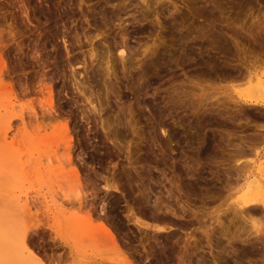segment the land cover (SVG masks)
Instances as JSON below:
<instances>
[{
	"label": "rangeland",
	"instance_id": "374dc122",
	"mask_svg": "<svg viewBox=\"0 0 264 264\" xmlns=\"http://www.w3.org/2000/svg\"><path fill=\"white\" fill-rule=\"evenodd\" d=\"M233 65L264 76V0H0V264H264L226 186L244 156L220 140L264 133Z\"/></svg>",
	"mask_w": 264,
	"mask_h": 264
},
{
	"label": "bare ground",
	"instance_id": "6f19581e",
	"mask_svg": "<svg viewBox=\"0 0 264 264\" xmlns=\"http://www.w3.org/2000/svg\"><path fill=\"white\" fill-rule=\"evenodd\" d=\"M232 1V0H231ZM235 1V0H234ZM214 9V8H213ZM206 10V9H205ZM207 10H209V9H207ZM206 10V11H207ZM213 12V11H212ZM209 13V11L208 12H204L203 14H202V16H207L206 14H208ZM200 15H201V13H200ZM208 17V16H207ZM206 17V18H207ZM211 18V17H210ZM212 18H214V17H212ZM194 19V18H193ZM203 19V18H202ZM201 20V19H200ZM204 20V19H203ZM208 20L206 19V22H207ZM203 22H205V20L203 21ZM202 22V23H203ZM210 22H211V20H210ZM214 21H212L210 24H211V26L210 27H215L216 25H215V22L213 23ZM208 24H209V21L207 22ZM207 23H203V24H201V25H199V28H197L198 30L200 29L201 30V32L200 33H203L204 32V28H206V24ZM228 23H231V22H228ZM253 23V22H252ZM197 25H198V23H197ZM215 25V26H214ZM244 25V24H243ZM243 25H237V26H230L229 25V28L230 29H232L234 32H236V33H238V32H240L241 30H242V33H244V32H246L247 33V31L248 30H251V27L253 26H251L248 30H247V28H245ZM257 25H259V26H263V24H261L260 25V22H259V24H258V21H257ZM192 26H194V25H192ZM191 26V27H192ZM228 26V25H227ZM261 26V27H262ZM208 27L209 26H207V29H208ZM261 27H259L260 29H258L259 31H261L262 32V29L263 28H261ZM193 28V27H192ZM195 28V27H194ZM245 28V29H244ZM254 28V27H253ZM255 28H258V27H255ZM199 30V31H200ZM212 30V29H211ZM216 30V29H215ZM218 30V29H217ZM243 30H246V31H243ZM257 30V31H258ZM194 31H197V30H195L194 29ZM198 31V32H199ZM203 31V32H202ZM219 31V30H218ZM206 32V31H205ZM228 33V32H227ZM241 33V32H240ZM246 33H245V35H243V36H245V38H246ZM249 34H250V36L252 37V33H250V32H248ZM256 33V32H255ZM259 33V32H258ZM226 34V33H225ZM235 35V34H234ZM237 35V34H236ZM240 35V34H239ZM187 36V35H186ZM219 36H220V33H219ZM223 36V35H222ZM230 37H231V35H229ZM249 36V35H248ZM262 36V35H261ZM221 37V36H220ZM220 37H218V39H217V41H220ZM181 38V37H180ZM225 37L223 36V38L222 39H224ZM258 38H260V37H258ZM263 38V37H262ZM227 39V38H226ZM226 39H225V41H226ZM236 39H238V38H236ZM253 39V38H252ZM214 40V39H213ZM234 40H235V38H234ZM185 41V40H184ZM183 41V42H184ZM222 41V40H221ZM233 41V40H232ZM240 41V40H239ZM261 41V40H260ZM236 42V41H235ZM238 43V42H237ZM240 43V42H239ZM214 44V43H213ZM125 49L124 48H121V49H119V53H120V56L122 57V58H124L125 56ZM184 53H187V51L185 52V50L183 51ZM182 52V53H183ZM188 54V53H187ZM190 54V53H189ZM93 55H94V52L92 51L91 53H90V57L92 56L93 57ZM262 55V54H261ZM128 57V56H127ZM121 58V59H122ZM184 58V57H183ZM94 59V58H93ZM128 59V58H127ZM259 59V58H258ZM194 60V59H193ZM213 60V59H212ZM167 61H168V59H167ZM215 61V60H214ZM213 61V62H214ZM225 61V60H224ZM80 62V61H79ZM78 62V63H79ZM169 62V61H168ZM223 62V61H222ZM83 63H84V61H83ZM221 63V62H220ZM256 63V62H255ZM254 63V64H255ZM85 64V63H84ZM169 64H170V62H169ZM217 64V63H216ZM223 64V63H222ZM238 64V63H237ZM224 65H226V64H224ZM231 65V64H230ZM257 65V64H256ZM70 66H72V64H70ZM85 66V65H84ZM215 65H212V67H214ZM221 66V65H220ZM234 66V65H233ZM238 66V65H237ZM261 66V65H260ZM73 67V66H72ZM71 67V68H72ZM211 67V66H210ZM230 67V66H229ZM229 67L228 68H226V70H227V72H229L230 74H231V77L233 76V77H240L242 74V76H245V79H244V81H246L245 82V88L244 89H242L241 91H239L238 92V94L236 95L237 96V104L240 102V103H242V104H244V105H248V107H249V105L252 107V106H262V107H264V76L262 75H257L254 71H252V69H248L247 70V68L245 69V70H247V72L246 73H243L244 71H242V69H243V67H241V68H237V67H235V68H231L230 67V69H229ZM254 67V66H253ZM218 68V67H217ZM222 68V67H221ZM245 68V67H244ZM249 68V67H248ZM215 69V68H214ZM213 69V70H214ZM217 70V69H216ZM215 70V71H216ZM223 70V69H222ZM214 71V72H215ZM218 71L219 70H217V73H218ZM211 72H212V69H211ZM226 72V71H225ZM224 72V74H226ZM80 73V72H79ZM213 73V72H212ZM216 73V72H215ZM228 73V74H229ZM76 74H77V71L76 70H74L73 71V76H75L74 78L76 79V81H77V78L78 77H76ZM81 74V73H80ZM79 74V75H80ZM217 75V74H216ZM221 76V75H220ZM230 76V75H229ZM241 76V77H242ZM242 79V80H243ZM83 82V81H82ZM243 83V84H242ZM241 83V85H244V82H242ZM80 84V83H79ZM77 85L76 84V88L77 89H79L80 90V92H82L83 90H82V88H84V87H82L81 86V84L80 85ZM83 84V86H84V84L85 83H82ZM236 84H237V82H236ZM240 84V83H239ZM80 86L82 87V88H80ZM86 87V86H85ZM48 88V87H47ZM49 88H51V87H49ZM48 92V91H47ZM51 92V91H50ZM49 92V93H50ZM83 93H85V92H83ZM49 96H51V95H49ZM225 96H228V95H225ZM229 96H231V95H229ZM51 97H53V95L51 96ZM50 97V98H51ZM85 97H86V102H87V104L88 105H90V107H88V105H86V108H88V109H90V112L91 113H95L96 115L95 116H97V118H99V120H101V121H103V119H102V117L103 116H101L100 114V111H102V110H99L98 108H97V106H96V104H95V101L94 100H92V99H90V97H88L86 94H85ZM46 98V97H45ZM47 98H49V97H47ZM46 98V99H47ZM228 98H233V96L232 97H228ZM236 98V97H235ZM235 98H233V99H235ZM236 100L234 101H232V102H236ZM46 101H48V103H46V105H48L46 108H50L51 110H53V105H52V100L51 99H47ZM240 103H239V106H240ZM236 104V105H237ZM45 105V106H46ZM242 106V105H241ZM244 107V106H243ZM246 108H247V106H245ZM244 107V108H245ZM49 109V110H50ZM247 109H249V108H247ZM257 109V108H256ZM246 110V109H245ZM248 111V110H247ZM255 111V110H254ZM88 113V112H87ZM90 113V114H91ZM214 113V112H213ZM261 113V112H260ZM34 114V113H33ZM249 114V113H248ZM254 114V113H253ZM34 115H36L37 116V113H35ZM223 115V114H222ZM92 116V115H91ZM99 116V117H98ZM161 116V115H160ZM209 116V115H208ZM213 117H214V115H212ZM243 116V115H242ZM232 117V116H231ZM235 117V116H234ZM237 117V116H236ZM249 117H250V115H249ZM194 119V118H193ZM208 119V118H207ZM228 119V118H227ZM218 120V119H217ZM241 120H242V118H241ZM248 120V119H247ZM210 122L211 121H213V120H209ZM216 121V120H215ZM214 121V122H215ZM250 121V120H249ZM199 122V121H198ZM197 122V123H198ZM202 122V121H201ZM206 122H208V121H206ZM217 122V121H216ZM237 122V121H236ZM103 123V122H102ZM200 123V122H199ZM227 123V122H226ZM225 123V124H226ZM243 123V122H242ZM241 122L239 123L238 122V124H242ZM223 124V123H222ZM236 124V123H235ZM104 125V124H103ZM199 125V124H198ZM210 125H211V123H210ZM214 125V124H213ZM224 126V125H223ZM249 126V125H248ZM260 126V125H259ZM213 127V126H212ZM215 127V126H214ZM213 127V128H214ZM241 127H243V126H241ZM253 127V126H252ZM64 128V127H63ZM206 128V127H205ZM219 128V127H218ZM245 128V127H244ZM65 129H66V125H65ZM198 129V128H197ZM67 130V129H66ZM105 130V136L107 137V138H111V137H113L114 139L117 137V133H114L112 130L110 131V130H107L106 131V129H104ZM162 130V134L165 136V138H168L169 140L171 139V136L172 135H170V132H168V129L167 128H162L161 129ZM216 130H217V128H216ZM221 130V129H220ZM244 130V129H243ZM218 131H219V129H218ZM222 131V130H221ZM254 131V130H253ZM259 131V132H258ZM196 132V131H195ZM225 132V131H224ZM223 132V133H224ZM245 132V131H244ZM257 133H255L254 134V132H253V134L254 135H256L257 136V139L258 138H263V141H264V133H262L259 129L256 131ZM264 132V131H263ZM204 133V132H203ZM219 133V132H218ZM217 133V134H218ZM223 133H221L220 134V136H223L224 134H226V133H229V132H225L224 134ZM251 133V132H250ZM211 134H213V133H211ZM252 134V133H251ZM176 135V134H175ZM199 135V134H198ZM214 135V134H213ZM227 135H230V133L229 134H227ZM233 135H235L234 133H233ZM237 135H239V134H236L235 136L237 137ZM241 135L242 134H240V137H241ZM246 135H248L249 137H250V139L251 138H253V137H251L252 135H250V134H246ZM245 134H244V136H246ZM6 136V135H5ZM4 136V137H5ZM206 136H208V135H205V137ZM211 136V135H210ZM214 136H217V135H214ZM213 136V137H214ZM219 136V139L220 138H223V137H220ZM226 136V135H225ZM232 136V135H231ZM225 137L224 139H226V138H229L233 143H231L229 140H220V142L221 141H224V143H225V141L226 142H228V144H233V145H235L236 144V147L235 146H231V144L230 145H228V144H226V145H228V146H225V147H228V149L230 148V149H232V148H235V154L236 155H239V157L238 158H240V156L242 157V156H244V157H246V155L247 154H249V153H247V150L248 149H250L249 150V152H253L252 150H256L255 149V147L257 146H254L256 143L258 144V143H261V142H259V139L258 140H256V136H254L255 137V139L254 140H256V143L254 144V143H252V142H249V144L247 145L246 144V142H243L244 144H242V142H240V139H242V138H240L238 141H239V143L237 142V140H236V142H235V139H234V137L235 136H232V137ZM247 136V137H248ZM64 137V136H63ZM66 137H68L67 135H66ZM203 137H204V135H202V139H203ZM205 137H204V139H205ZM208 138L210 139L211 137H209L208 136ZM234 139V141L232 140V139ZM238 138H239V136H238ZM237 138V139H238ZM246 138V137H245ZM5 139V138H4ZM6 139H7V137H6ZM60 139H62V138H60ZM70 139V138H69ZM113 139V140H114ZM213 139V141H214V138H212ZM249 139V138H248ZM64 140V142L66 141L67 142V144L68 145H70L69 144V140L67 139H63ZM117 140V139H116ZM164 140H166V139H164ZM201 140V139H200ZM5 141V140H4ZM201 141H203V140H201ZM242 141V140H241ZM244 141V140H243ZM258 141V142H257ZM260 141H262V140H260ZM63 142V143H64ZM66 142H65V144H66ZM157 142V141H156ZM169 142V141H168ZM62 143V144H63ZM216 143V142H215ZM223 145H225L223 142H221ZM250 143H252L253 144V146L251 145L250 146ZM217 144L218 143H216V146H217ZM221 144V145H222ZM212 145H213V143H212ZM221 145H219V146H221ZM222 145V146H223ZM260 144H258V146H259ZM213 146H215V145H213ZM229 146H231V147H229ZM248 146H250V147H248ZM254 147V148H253ZM263 147V146H262ZM202 149V148H201ZM205 149H207V148H205ZM205 149L203 148L202 150H204L205 151ZM213 149V148H212ZM237 149V150H236ZM257 149H259V148H257ZM201 150V151H202ZM221 150V149H220ZM223 150V149H222ZM207 151V150H206ZM213 151V150H212ZM237 151V152H236ZM230 151H228V153H229ZM232 152V151H231ZM65 153H67V152H65ZM223 153V152H222ZM254 153V155H255V151L253 152ZM68 154V153H67ZM71 154V153H70ZM224 154V153H223ZM231 154H233V153H231ZM257 155L259 154L258 153V150H257V153H256ZM249 156V155H248ZM256 156V155H255ZM258 156H260V155H258ZM71 157V156H70ZM244 157H242V158H244ZM257 157V156H256ZM241 158V159H242ZM241 159H237L238 160V162H240V164H242V168H240L239 166H237L238 167V169H234V171H237V170H239V168H240V172H239V176H238V178L235 180L234 179V182L232 181H230V182H228V180H227V182H228V184H227V182H226V186H228L229 187V189H228V187H226L228 190L227 191H229V194L230 195H232V196H230V199H233L232 197H235V201L236 202H234V204L236 205H234V204H232V205H234L235 207H233L234 208V213L232 212L233 211V208H232V206L230 205V204H228V205H230L231 206V209L230 210H232V211H230V213H231V215H232V213L235 215V218L236 217H238V216H236V213H237V215H240L238 212H236L238 209H239V212H241V213H243V212H247V213H249V214H254L255 216L256 215H262L263 214V216H264V160H263V162L262 163H260V165L259 166H257V167H255L256 169H253V165L251 164L252 163V160H251V162H249L247 159H243V160H241ZM67 160V159H66ZM69 160H70V158H69ZM254 161V160H253ZM67 162V161H66ZM237 162V161H236ZM249 162V163H248ZM69 163V162H68ZM226 164V163H225ZM229 164V163H228ZM239 163H238V165H240ZM258 164V163H257ZM256 165V164H255ZM230 166H228V168H229ZM228 168H225V170L226 169H228ZM231 168L233 169V167L231 166ZM229 170V169H228ZM227 171V170H226ZM231 171V170H230ZM74 172H75V174L73 173V172H70V173H73L74 174V178L75 179H73V180H75V182H77L76 184H75V189H76V191H77V193H76V195L79 197V200H80V203H81V195H80V191H82V189H81V186H80V184H79V181H80V178H79V171L78 170H74ZM64 174H66V173H64ZM67 175V174H66ZM226 175V174H225ZM230 177V176H229ZM233 178V177H232ZM231 178V179H232ZM78 184V185H77ZM106 187H107V189H110V188H114L115 186H113V185H109V184H107L106 185ZM225 188V187H224ZM81 189V190H80ZM222 190V189H221ZM225 190V189H224ZM226 191V190H225ZM226 191V192H227ZM228 193V192H227ZM219 196V195H218ZM233 201V200H232ZM231 203H233V202H231ZM230 206H228V207H230ZM260 206H262L263 208H261ZM183 208V207H182ZM227 209H229V208H227ZM191 210V209H190ZM228 212H229V210H228ZM175 213V212H174ZM224 213V212H223ZM226 213V212H225ZM224 213V214H225ZM229 214V213H228ZM175 215H177L176 213H175ZM226 215V214H225ZM233 215V216H234ZM252 215H250V220H251V217H252ZM228 216V215H227ZM229 217V216H228ZM239 217H241V216H239ZM220 219V218H219ZM245 219V218H244ZM259 222V221H258ZM258 222H257V220H254V219H252L251 220V223H252V226L254 227L253 229H256V232H259V233H262V232H264V227H260L261 225L260 224H258ZM221 223V222H220ZM155 228H157L158 230H164V228H161V226H155ZM208 233V232H207ZM211 234V233H210ZM227 234V233H226ZM109 235V234H108ZM210 236V235H209ZM26 242V241H25ZM26 244H27V242H26ZM27 247V246H26ZM30 247V246H29ZM34 249V248H33ZM32 255V254H31ZM38 256H39V254H38ZM59 258V257H58ZM42 259V258H41ZM8 260V259H7ZM53 260V259H52ZM51 260V261H52ZM42 261L44 262V260L42 259ZM50 261V262H51ZM46 262V261H45ZM44 262V263H45ZM47 264H49V263H47Z\"/></svg>",
	"mask_w": 264,
	"mask_h": 264
}]
</instances>
